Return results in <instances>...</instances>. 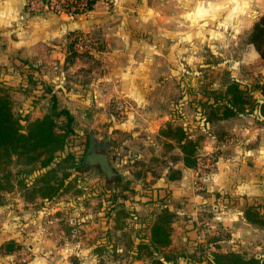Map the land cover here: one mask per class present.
Here are the masks:
<instances>
[{"label": "rangeland", "instance_id": "374dc122", "mask_svg": "<svg viewBox=\"0 0 264 264\" xmlns=\"http://www.w3.org/2000/svg\"><path fill=\"white\" fill-rule=\"evenodd\" d=\"M109 2L110 0H108ZM128 8L132 10L133 17L126 25L124 32L127 37L130 35L132 45H128L126 49L130 48L129 53L133 57L147 56L149 66L154 74L151 79V87L154 88L150 94L154 111H142L145 106L141 107L139 103L135 102L133 105L136 110L134 116L130 114L131 110H128V107H131L129 99L120 98L114 104L116 106L114 111L116 122L114 121L111 125L108 122L105 125H99L93 122V119L86 118L83 111L77 108L69 110L67 101L62 98L65 95L56 93L58 111L68 110L73 117L71 125L74 133H70L68 136L65 152H71L78 158L84 156L85 159L91 132H94L100 141H110L111 148L107 152L122 181L121 186L116 187L117 189L121 187L116 192L120 198L123 196L133 197V199L136 198L142 202L141 204L143 201L154 204L153 209L155 210L151 212L160 211L157 209V205H161V208L167 207L175 214L172 224V243L167 251L175 258L177 264H212L209 256L214 252H235L247 258H264V224L260 226L250 223L246 219L241 222L236 214V203L229 204L232 206L229 208L234 212V216L232 215L231 218L226 214L228 207H225V203L218 206H214L216 205L214 204V207L212 205L202 208L188 207L187 201L185 204L179 200L174 203L173 196L163 192L164 186L163 189L159 186L162 185L160 177L165 174L162 179L167 178L175 169L172 168L174 164L171 165V163L176 164L182 161V153L177 144L161 135L167 125L183 126L189 134L196 135V139L199 140L198 159L212 157L215 162L214 169H216L221 144L229 137H224L218 126L212 127L211 130L207 129V131L201 129L205 125L201 105H204L209 95L216 96L220 88H223L231 78L239 81L244 87L253 89L258 95L257 97H260L258 89L255 87L264 85L261 81L264 77V59H261L253 46L247 43L246 38L257 18L264 14V0H131ZM116 36L113 33L111 35V37ZM89 37L93 45H88V48L92 52L89 49L78 52L73 47L75 55L78 53L90 56L94 51L101 52L104 49L102 45L98 44V41ZM162 65L165 68L160 74L157 69ZM162 79L165 81L164 86L161 84ZM44 84L52 86L50 83ZM9 94L13 100L14 112L20 119L43 117L52 104L50 95L39 96L37 100L29 101L26 95L17 96L14 89L10 90ZM56 120L59 129L64 130L66 118L60 116ZM218 121L221 120L216 122ZM216 122L214 121V123ZM258 122L263 124L264 120ZM152 123L154 125L149 126ZM204 134H212V140L206 142ZM235 138L237 137H234L232 144L236 143ZM207 145L212 148L206 150L205 146ZM260 162L264 164V158ZM8 169L13 174L12 181L17 185L10 192H0V210L2 212L10 214L14 210V204L15 207L18 204L13 202L14 195L20 198L22 211L28 212L27 204L36 205L34 208L37 215L43 207L51 208L54 210L53 214L46 218L40 216L38 220L41 223V228L44 223L50 221L47 224L49 227L44 233L53 240L55 246L60 247L62 231L67 236L86 234L79 226L82 224L81 216L76 222L77 226L73 227L74 233L71 234L73 229L70 233L67 232V229L70 230L74 226L70 219L75 217L76 209L72 206L77 207V201L82 202L84 197H88L89 205L84 207V210L90 212L87 215L97 217L95 223H91L92 227L93 223L98 225V227L96 225L98 233L96 240L105 241L110 222L106 219V210L101 208V204L106 205L101 202V199L109 194L106 193L108 191L105 188L107 183L112 189L109 184L113 182H108L99 168H92V173L88 175L74 174L79 177L80 185H88L93 188L92 191L82 189L81 194L73 192L51 201L36 198L30 202L22 197L23 183H18L19 178L23 177L29 168H25L21 162L14 160ZM22 171L24 173L20 174ZM1 175L2 172H0ZM204 183H206L205 180L200 183L196 176V188H203ZM124 184H128L131 190L125 192L126 190L122 188ZM176 185L173 190H176L175 194L179 195L177 189L182 186ZM167 188H170V185ZM171 194L174 193L171 192ZM251 206L259 208L253 207L264 221V195L256 205H245L244 212ZM137 207L139 213L144 215L143 206L138 204ZM181 209L185 212L183 216L177 214ZM223 216L229 220L222 219ZM5 221L8 222L4 224L0 222V264H30L34 257L30 249V239L17 240L15 237L6 239L4 233H7V229L17 228L13 226L9 216H6ZM20 222L25 225L24 228L21 227L22 230L38 228L33 223L26 224L29 222L27 217L22 218ZM85 222L88 223V221ZM131 223L132 228H128L120 234L124 235L121 244L118 243L120 241L116 239V236L113 238L114 244L122 246L123 251L113 253L109 250L105 257H95L96 261L103 259L98 264L151 263L152 257L148 250H143L139 255L131 256L128 253L129 246L134 244L139 235L149 233L148 224L147 227L145 226V218L138 216V219L132 220ZM89 229H87L88 232ZM22 233L25 234L24 231ZM9 240H14L17 247L8 254L3 245Z\"/></svg>", "mask_w": 264, "mask_h": 264}, {"label": "crops", "instance_id": "0c3cea01", "mask_svg": "<svg viewBox=\"0 0 264 264\" xmlns=\"http://www.w3.org/2000/svg\"><path fill=\"white\" fill-rule=\"evenodd\" d=\"M130 1L110 0L109 4L108 0H97L91 11L70 17L67 14L34 15L26 10L27 0H0V80H5L6 87H12L17 96H20L22 93L16 90L18 81L24 76L23 71L26 73L29 70L35 77L50 83L54 93L64 94L62 98L67 101L69 110L77 108L85 113L86 118L93 119V122L99 125H105L106 122L111 125L115 121L114 104L120 98L129 99L131 107H128V110H131L129 112L132 115L136 112L133 106L135 102L141 107L145 106L142 111H154L153 100L150 99L154 88L151 87L154 74L147 56L133 57L129 53L130 48L126 49L128 45H132L130 35L127 37L124 32L133 17L132 10L128 8ZM76 33L89 34L104 49L101 52L94 51L90 56L78 53L72 56L67 50V45L74 41ZM112 33L117 36L111 37ZM26 63L31 65L29 66L31 68L24 66ZM164 68L163 65L158 68V73L160 71L161 74ZM261 81L264 83V77ZM164 83L162 79V86ZM36 92L34 91L35 94ZM152 125L154 123L149 126ZM214 126L220 127L224 137L229 138L222 142L221 152L217 156V167L206 179L204 187L201 189L195 187L196 168H187L182 161L171 163L174 164L172 168L181 170L182 178L174 181L162 179L165 177L164 174L159 179L162 184L159 186L162 189L165 187L163 192L173 196L174 203L179 200L185 204L187 201L188 207L202 208L206 205L218 206L225 203V207H228L226 211L228 217L234 213L233 209L229 208L232 207L230 205L236 203L238 219L241 222L246 221L245 205L257 204L264 195V164L260 162L264 158V123L260 124L258 118L254 116H237L216 123H206L201 129L207 131ZM204 136L206 142L211 141L213 137L212 134ZM191 137L196 138V135L191 134ZM234 137H237L236 143L232 144ZM210 147L212 148L207 145L205 149L210 150ZM111 164L118 172L112 161ZM176 184L182 186L177 189L179 195L173 190ZM109 185L120 186L121 183ZM168 185L170 188H167ZM12 198L13 202L18 204L16 207L14 204V210L10 214L0 210V222L2 224L8 222L5 220L6 216H9L17 229H7L4 237L30 239V249L34 254L30 264H98L92 254L94 245L98 243L96 240L98 225L96 224V227L94 224L97 217L87 215L90 213L88 210L81 214L75 212V217L70 219L71 223H75L81 216L82 224L79 226L86 234L67 236L62 231V245L57 247L44 233L50 221L44 223L41 228L38 220L40 216L46 218L53 214L54 210L43 207L37 215L34 208L36 205L27 204L28 212L22 211L20 198L16 195ZM141 203L135 199L126 201V206L133 208L137 216L146 219L150 212L155 210L153 209L155 205L144 201ZM138 204L143 206L144 215L139 213ZM157 209L161 210V205H157ZM184 213L182 209L177 212L180 216ZM25 217L29 220L26 224L33 223L38 228L22 230L21 227L24 228L25 225L20 221ZM222 219H225L224 216ZM225 220L228 221L229 218L226 217ZM110 224L109 227L112 226L111 221Z\"/></svg>", "mask_w": 264, "mask_h": 264}, {"label": "trees", "instance_id": "16d2710c", "mask_svg": "<svg viewBox=\"0 0 264 264\" xmlns=\"http://www.w3.org/2000/svg\"><path fill=\"white\" fill-rule=\"evenodd\" d=\"M96 1L88 0V11L93 9ZM80 34H74V41L67 45V50L72 56L75 55L72 48L75 45L77 36ZM246 39L259 57L264 59V14L257 18ZM27 64H24V66H31ZM23 73L24 76L18 81L17 91L28 96L29 101L37 100L39 96L50 95L52 104L43 117L20 119L14 112L13 100L9 94L10 90H13L12 87L7 88L6 81L0 80V172H2L0 192H10L16 188L17 184L11 179L13 174L8 169L14 160L21 162L25 168H29L25 174H23V171L20 172L24 176L20 177V181H18L19 184L23 183L24 192L22 197L28 202L34 201L36 198L51 201L73 192L81 194L82 189L92 191V187L80 185L79 177L74 176V174L83 176L92 173V168L87 167L85 164L84 156L78 158L71 152H65L68 136L70 133H74L71 125L73 122L71 113L64 109L58 111L57 96L52 86H46L44 83L47 82H44L40 77H35L29 70L26 73L23 71ZM255 88L258 89L257 92L260 97H257L258 95L255 94L253 89H248L236 79L231 78L224 84L223 88H220L216 96L209 95L204 105H201L205 124L237 116H254L258 118V121L259 119L264 120V85ZM34 91H37V94ZM60 116L66 118L64 130L59 129L56 120ZM161 135L177 144L182 153V162L185 167L196 168L199 156L198 139L192 138L186 128L180 125H167L166 129L162 130ZM181 176V170L174 169L167 178L178 180ZM113 183L122 184V181L118 177ZM122 186L126 190L125 192L131 190L128 184ZM116 187L118 186L113 185L111 189L107 183L105 188L108 191L106 193L109 194L101 199V202L106 205L101 204L102 207L99 205V207L106 210V219L112 222V226L106 231L108 235L104 238L105 241H98L94 245L92 250L94 257L103 258L109 250L113 253L122 252L123 247L119 244L116 246L113 238L116 236V239L120 241L118 243L121 244L124 235L121 236L120 234L128 228L131 229V221L138 219L135 210L126 206V201H132L136 198L126 196L120 198L116 192L121 187L118 189ZM87 201L88 197H84L82 202H76L77 207H72L76 209V212L82 213L84 207L89 205ZM253 207L258 208L257 206ZM253 207H248L244 212L245 219L250 223L261 226L264 221L254 211ZM174 218L175 214L167 207L161 208L156 213L151 212L149 217L145 219V226L147 227L148 224L149 233L139 235L134 244L129 246L128 253L131 256L139 255L143 250H148L152 257L150 264H177L175 258L167 251L172 243ZM76 222L70 230L67 229L68 233L71 232L73 227L77 226ZM72 233H74V229ZM16 247L14 240H9L3 245L5 252L8 254L12 253ZM124 247L126 249V246ZM209 259L212 264H264V258H247L235 252H214L210 254ZM101 260L97 262L100 263Z\"/></svg>", "mask_w": 264, "mask_h": 264}, {"label": "built area", "instance_id": "2783aa9c", "mask_svg": "<svg viewBox=\"0 0 264 264\" xmlns=\"http://www.w3.org/2000/svg\"><path fill=\"white\" fill-rule=\"evenodd\" d=\"M26 10L34 15L67 14L70 17H76L88 12V0H27ZM88 45H93L92 40L86 33H81L76 38L74 49L78 52L91 50ZM214 167L215 162L212 157L198 159L196 176L200 183L213 174Z\"/></svg>", "mask_w": 264, "mask_h": 264}, {"label": "water", "instance_id": "95a60500", "mask_svg": "<svg viewBox=\"0 0 264 264\" xmlns=\"http://www.w3.org/2000/svg\"><path fill=\"white\" fill-rule=\"evenodd\" d=\"M111 148L110 141H100L94 132L89 135V145L85 153V164L89 168H99L101 173L110 182L118 178V173L113 168L107 150Z\"/></svg>", "mask_w": 264, "mask_h": 264}, {"label": "flooded vegetation", "instance_id": "af4514ba", "mask_svg": "<svg viewBox=\"0 0 264 264\" xmlns=\"http://www.w3.org/2000/svg\"><path fill=\"white\" fill-rule=\"evenodd\" d=\"M88 145H89V142H88ZM88 145H87V146H88ZM108 182H110V181H108Z\"/></svg>", "mask_w": 264, "mask_h": 264}]
</instances>
